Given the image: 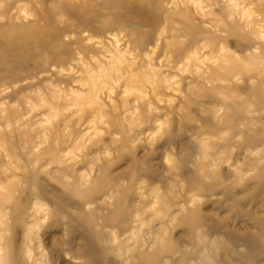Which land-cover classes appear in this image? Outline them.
<instances>
[{
  "label": "rangeland",
  "instance_id": "374dc122",
  "mask_svg": "<svg viewBox=\"0 0 264 264\" xmlns=\"http://www.w3.org/2000/svg\"><path fill=\"white\" fill-rule=\"evenodd\" d=\"M0 264H264V0H0Z\"/></svg>",
  "mask_w": 264,
  "mask_h": 264
}]
</instances>
